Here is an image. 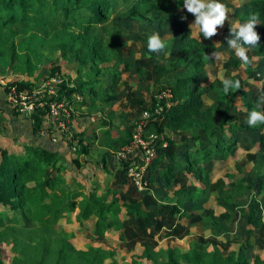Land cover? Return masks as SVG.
I'll return each instance as SVG.
<instances>
[{
    "label": "trees",
    "instance_id": "16d2710c",
    "mask_svg": "<svg viewBox=\"0 0 264 264\" xmlns=\"http://www.w3.org/2000/svg\"><path fill=\"white\" fill-rule=\"evenodd\" d=\"M253 14L258 17L260 42L258 47H252L247 52L250 59L264 57V0H245L244 11L238 12L237 18L248 21ZM192 18L183 10V0H0V62L8 64L23 58L25 68L20 70L28 74L27 78L9 81L8 86L33 88L48 76L62 73L63 61L75 60L78 63L76 78L80 80L79 84L72 85V79L67 78L62 89L67 90L71 97L77 92L83 93L87 85L96 83L94 102L98 93L96 86L101 84L100 77L105 71L112 73L108 91H113L122 82L123 73L132 69V62L123 57L126 42L120 21L171 22L183 31L180 38L183 55L177 60L143 55L137 61V74L145 79L148 89H151V81L163 85L159 94L152 93L148 100L128 87L123 94H108L105 97L109 104L126 98L121 105L127 112L122 111L119 118L127 119L128 126L116 134L112 128L104 131L108 139L106 143L117 145L120 149L132 141L136 121L143 111L155 112L160 105L164 107L157 120L150 122L145 130L146 136L151 133L158 135L156 157L147 172L152 191L137 190L127 175L128 161L121 160L112 170L110 151L105 152L99 161L107 183L106 193L99 196V185L88 188L77 177L72 178L67 188L63 187L65 175L73 170L63 163V155L57 151L29 145L14 153L0 148V208H4L0 217V264H7L1 255V245L9 243L10 238L15 254L10 264H105L107 259H112L110 264H118L115 250L100 246L78 249L62 231L54 238V227L59 219L77 208L80 209V219L96 218L90 234L92 240L104 242L106 232L114 230L119 232L122 246L128 251H134L140 244L143 251L134 256L133 264H144V260L151 264H264L260 255L255 258L249 256L254 245L264 248V205L261 206L253 198L247 211L243 205L236 203L238 197L245 196L252 189L250 179L246 176L240 180L222 176L215 179L214 176L218 161L227 162L240 144L235 134L243 129L242 125L239 119L236 123L230 122L231 110L237 99L240 97L244 101L247 107L244 115L248 116L253 109L263 112L264 103L258 108L257 103L264 93L258 90L247 102L244 84L240 82L241 89L225 95L221 84L224 78L216 77L209 89L218 94L225 106L219 112L206 106L204 88L197 72L204 71L209 52H216L217 49L211 42L191 37L189 21ZM17 36H24L19 44L15 42ZM18 45L27 48V54L21 56L17 51ZM57 52L60 54L56 57ZM42 64L43 69L37 72ZM240 66V60L234 56L223 63L225 68ZM250 66L247 67L249 72L252 71ZM166 77L171 78L170 87L163 83ZM166 92H170L171 96H165ZM159 95L163 96L160 98ZM41 113L38 110L32 117L36 132L43 125ZM253 129L261 131L264 124ZM226 132H232L233 136L227 138L223 134ZM78 136L80 149L74 153L72 162L80 170L83 167L82 156L90 154V143L83 134ZM258 145L264 150V132ZM245 147L251 150V146ZM247 155L251 160L256 157V153L250 151ZM188 174H193L203 187L189 186ZM158 178L168 186H179L174 199L164 203L160 210L151 208L159 204L153 193ZM31 182L33 186H29ZM124 186L126 191H123ZM117 191L119 194H116ZM214 194L217 202L226 207L220 214L221 219L235 221L244 214L250 223L257 225L247 230L246 241L239 251L224 254L218 247L220 242L204 236L191 242L187 249H157L162 238L182 239L190 234L184 219L191 224L204 222V215L198 212L199 200ZM79 197L83 198L78 201ZM10 212L18 216H11ZM210 213L212 221L218 224L213 218V210ZM5 219L15 224L19 221L40 224L32 228H18L16 225H5ZM209 243L216 245L214 250H207ZM221 245L224 250L230 247L229 242Z\"/></svg>",
    "mask_w": 264,
    "mask_h": 264
},
{
    "label": "rangeland",
    "instance_id": "374dc122",
    "mask_svg": "<svg viewBox=\"0 0 264 264\" xmlns=\"http://www.w3.org/2000/svg\"><path fill=\"white\" fill-rule=\"evenodd\" d=\"M221 3L225 4L227 6V13H228V21L225 22V25L223 28L218 29V34L214 36L212 39H205L204 37H201V35H197L199 32V29L197 26L189 27L191 37H196L200 40H203L208 43H213L217 49L216 52H209V59L208 64L204 68V71H199L198 76L200 77V83L201 86L204 88V98H205V104L207 107H212L216 111L219 112L221 108H224L225 102L221 101L218 98V94L214 92L211 93V90L209 89L210 83L217 77L219 78H232L236 80H240L242 84H244V91H246V100L247 102H250L252 100L253 94L255 92H258V90L262 93H264V57H252V64L250 66L251 72L248 71L247 67L240 66L236 69H232V67L225 68L223 67V63L227 61L231 56H234L238 59L236 56L235 50L230 49L227 45L226 37L229 36V28L231 24L234 23H245L247 21H241L237 18L238 12L244 11V2L245 0H220ZM194 21L193 18L189 21V25L192 24ZM120 26L123 30V38L126 42L125 46L123 47V57H125L127 60L132 62V69L128 72H124L122 77V82L119 86H117V89L113 91H108V87L110 86L112 82V73L107 70L104 72V74L100 77L101 78V84L96 86V90L99 93L96 92V98L94 102V107H96V100L99 98H105L108 94H123L127 88L131 87L133 90H136L140 94L144 95L148 100H150V95L153 93H158L161 90V87L163 85H160L159 83H155L151 81V89H148L146 87L147 83H145V79L143 80L136 71V67L138 66L137 61L139 58H141L143 55H154L156 58L160 59H167L175 61L183 54L181 53V45L182 42L180 41V38L182 36L183 31L179 29L175 24L171 22H163L160 23H150L149 21H139V20H126L123 19L119 22ZM256 31H257V25H256ZM151 34H159L161 39H163L166 42V49L165 52L169 53L168 55H165V52L155 53V52H149L147 47V41L148 36ZM24 40V36H17L15 38V42L19 44V41ZM247 47V52L252 47ZM17 51L23 55L27 54L28 49L24 48L21 45H18ZM60 52L55 53V56H59ZM22 58L17 59L16 61H13L11 63H1L0 62V85H3V81H12L16 79H23L27 78L28 74L26 72H22L20 69L25 68V62ZM239 60V59H238ZM44 64L39 66V69L37 72H41L43 69ZM62 73L67 77L72 79V83L77 84L80 80L77 77V68L78 63L75 60H67L63 61L62 64ZM18 68V69H17ZM123 66H121V69ZM181 72V71H180ZM171 77H174V74H171ZM86 79V77H85ZM163 83L166 84L168 87L171 86L172 82L170 81L171 78L166 77L164 78ZM94 81V80H93ZM153 82V83H152ZM94 83V82H93ZM96 83H94L95 85ZM93 84L87 85L83 91L88 92L90 89V86H94ZM159 94V93H158ZM126 101V98H123V100H118L113 102V106L116 109H119L120 112L126 111L124 110L123 106ZM115 110V109H113ZM118 110V112H119ZM100 111V110H99ZM129 111V109H128ZM231 124L236 123L239 119V122L242 125L241 131H239L237 134H235V137L238 141H240V144L236 147V152L233 155H230L228 158V161L223 163L221 161H218V167L214 171V176L216 178L218 177H226L229 180L232 179H242L244 176L248 177L252 184V189L247 192V194L243 197H238L236 199V203L241 204L244 206V208L248 211L251 207V200L253 198H256L258 201L264 204V150H260L257 152V155L255 159L251 160L248 158V150L245 145L247 143H252L253 150L256 151L259 150V141L262 136V133L264 132V129L261 131H255L253 128L247 127V116L244 115V112L247 111V107L244 104V101L239 97L231 110ZM264 112V107H263ZM241 116H244V118H241ZM218 117V116H217ZM116 125L118 126V130H113V133H117L121 131V127H127L128 122L123 121V118H119V115L115 118ZM100 124V123H99ZM125 124V125H123ZM120 130V131H119ZM104 133V132H103ZM227 138H230L233 136V133H223ZM105 136V134H104ZM105 138H107L105 136ZM104 138V139H105ZM108 140V139H107ZM251 148V149H252ZM118 150L120 148H117ZM102 156V155H100ZM95 158L100 161L101 158L98 159V153H95ZM240 164V165H238ZM240 166L242 169H240ZM156 184L154 185L153 193L154 195L159 199V204L156 206L151 207L152 209H161L162 205L167 202H171L175 197V191L178 190L179 186H168L165 181L158 178ZM227 179V180H228ZM106 183V179L104 180ZM188 185L189 186H200L203 187V184L194 176L191 175L188 178ZM107 185V183H106ZM126 186H124L123 191H126ZM149 190L152 191L151 187ZM106 193V189H104ZM100 190L98 191V193ZM97 193V194H98ZM116 194H119L117 191ZM100 196V195H99ZM102 196V195H101ZM78 201L81 200V197L77 199ZM122 203V201H121ZM186 207H190V204H186ZM232 207V205H231ZM4 209V208H3ZM3 209L0 208V217L1 212ZM78 209V208H77ZM76 209V210H77ZM75 210V211H76ZM213 210V218L218 222V224H215L212 221V218H210L211 214L210 211ZM226 210V207H224L222 204L217 203L215 204V194L212 195L209 198L202 197L199 200V213H202L205 218V222H199L191 224L187 219H184V222L188 224L189 228H192V232L190 229V234L186 237L177 240L179 238H162L160 239L159 246L157 249L163 248L167 249L169 247H179L182 249H187L190 247L191 242L195 241L198 237L204 236L205 238H211L214 239L220 243H218V247L224 254H228L230 251H239L241 246L246 241L247 236V230L251 227H257L255 223H250L247 218L239 219L240 216L235 220L237 221L234 224V229L231 231L232 227L230 223H228L226 220L221 219L220 215L223 211ZM75 211L70 214L68 217L70 218V221H68L67 216L62 217L59 219L58 223L54 227V238L57 237V234L59 232H64L66 234V237L68 240L78 249L84 248L87 249L92 246H101L105 249H114L115 250V258L118 262V264H133V258L134 256H139L143 248L139 244L137 245L136 249L134 251H128L126 248H123L121 241L117 239H112L109 242L100 243L97 241L92 240L91 233L93 231V226L91 229V226L88 224V222L82 224L81 222H77V213ZM75 213V214H74ZM9 214L17 215L16 213L10 212ZM215 215V216H214ZM244 215V214H241ZM18 216V215H17ZM247 216V215H246ZM19 218V217H18ZM248 224H247V222ZM16 225L18 228H32L35 226H38L39 222H29V223H22L18 222L17 224L10 222L8 219H5V225ZM94 225V224H93ZM2 227H0V230ZM20 237H22V234H19ZM159 238V237H158ZM12 241V238H10ZM11 241L9 243H3L1 245L2 247V256L4 260L7 262V264H10L13 258L15 257V254L12 252L11 249ZM229 242L230 247L228 249H223V245L221 243ZM109 246V247H107ZM216 245L213 243H209L207 245V250L212 251L214 250V247ZM256 255H260L264 259V251L260 252L258 251V247H254L250 249L249 256L250 258H255ZM112 262V259H107L105 261V264H110ZM144 264H151L147 260L143 261ZM253 262V261H252Z\"/></svg>",
    "mask_w": 264,
    "mask_h": 264
},
{
    "label": "crops",
    "instance_id": "0c3cea01",
    "mask_svg": "<svg viewBox=\"0 0 264 264\" xmlns=\"http://www.w3.org/2000/svg\"><path fill=\"white\" fill-rule=\"evenodd\" d=\"M73 84L74 83H72V85ZM78 84L79 82L75 84V86ZM77 93L82 96V101L76 103V105L79 106V117L75 122L76 131L78 132V134L79 133L83 134L86 137L87 141L90 143V154L88 156L87 155L82 156L81 161L83 163V167L80 170H78L77 167L73 164L72 158L74 157V153L70 151V148L67 146V144H63L62 142H55L49 137L39 136L38 133L34 130V124L32 119L17 114L10 108L7 98V91L3 85H0V148H7L11 153H14L18 151L21 152L24 146L29 145V146H39L51 151H57L63 155L62 157V159L64 160L63 163L69 166L73 170L71 173L65 175L66 180L65 183L63 184V187L67 188L68 185L72 183V178L77 177L88 188H90L92 185L95 184L99 185L100 192L98 193V195L101 196L105 194L104 189H106L107 185L104 182V180L106 179V176L104 172L100 170L101 165L99 161L95 158V153H98V159H99L101 158L100 155H103L105 152L107 151L112 152V156L110 157V164L112 166L111 167L112 170L116 168V165L120 164V162L115 157V151H118L116 147L117 145H108V143H106L107 138H105L103 132L109 128H112L113 130L115 129L118 130L117 128L118 126L115 124L117 119L115 118L118 115H120L121 112L119 110L120 108L119 109L114 108L113 106L114 101H111L110 104L106 103V98L97 99L96 107H94V86H90L88 92L83 91V93L81 92H77ZM211 93L213 94L214 92L211 91ZM203 99L205 101L204 96ZM123 121L126 120L123 119ZM124 129H125L124 126L121 127V130ZM246 145L251 146V148L253 147L251 143L250 144L247 143ZM254 148H256V151L253 150L252 148L250 152L256 153V155L257 152L263 150L261 148L257 150L258 147H254ZM1 157L2 155L0 151V160ZM133 157L134 155L132 156V158L130 157L129 159H125V161L130 162L132 161ZM191 175L193 174H188V178ZM215 179L217 178L215 177ZM33 185H34L33 182L29 183V186H33ZM196 187L201 188L200 186H196ZM111 197L112 195L109 198ZM82 198L83 197H81V199ZM217 203L218 202L215 198V204ZM262 205L264 204L261 203V206ZM79 212L80 209L78 208L75 211V213H77L76 221L81 222L82 224L88 222V224L91 226L92 229V226H94L93 224L96 221V218L93 217L89 220L80 219L78 217ZM72 213H66L65 216H67L68 221H70V218L68 216ZM243 217L247 218L246 215H240L239 219H242ZM226 221L230 223L232 227L231 231H233L234 224L237 221H228V220ZM251 228L254 229L256 227H251ZM190 229L192 232L193 229L192 228ZM112 239H117L120 241L119 232L114 230H108L106 232V239L102 243L106 244V242H109ZM254 247H258V246L254 245L252 248ZM80 249H84V248H80ZM258 251L263 252L264 248L261 249L258 247Z\"/></svg>",
    "mask_w": 264,
    "mask_h": 264
},
{
    "label": "built area",
    "instance_id": "2783aa9c",
    "mask_svg": "<svg viewBox=\"0 0 264 264\" xmlns=\"http://www.w3.org/2000/svg\"><path fill=\"white\" fill-rule=\"evenodd\" d=\"M66 80L67 77L63 73L56 72L33 88L19 89L18 85L8 86L9 81H3V86H8V103L15 113L32 119L33 114L41 110L40 116L44 121L37 132L39 136L67 144L70 151L76 153L80 149V137L75 127L79 117V106L76 103L82 101V96L75 93L69 97L67 90L62 89ZM164 95L171 96V93L166 92ZM162 96L159 95L160 98ZM163 108L160 105L155 112L143 111L136 121L130 144L115 151V157L119 162L134 155L129 162L127 175L139 192L150 189L147 172L150 163L156 157L155 143L158 139L155 133L146 136L145 130L150 122L157 120V115L163 111Z\"/></svg>",
    "mask_w": 264,
    "mask_h": 264
},
{
    "label": "clouds",
    "instance_id": "9594fccd",
    "mask_svg": "<svg viewBox=\"0 0 264 264\" xmlns=\"http://www.w3.org/2000/svg\"><path fill=\"white\" fill-rule=\"evenodd\" d=\"M183 10L194 16V21L189 25L197 26L199 29L198 36L202 35L205 39H212L218 34V29L223 28L228 21L227 6L220 0H183ZM186 19V17H182ZM258 17L253 14L245 23H234L230 25L229 36L226 37L227 45L230 49L235 50L236 56L241 65L248 67L252 64V59L247 54V47H258L260 35L256 31ZM147 47L149 52H165L166 42L161 39L159 34L148 36ZM169 53L165 52V55ZM223 93L229 94L230 91L241 89L240 80L224 78L221 80ZM264 103V96L257 103V108ZM246 123L249 127L255 128L264 124V112L253 109L248 113Z\"/></svg>",
    "mask_w": 264,
    "mask_h": 264
}]
</instances>
